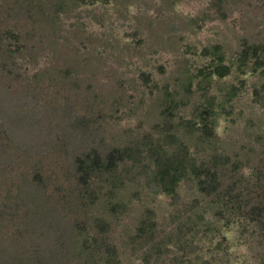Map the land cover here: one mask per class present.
I'll return each mask as SVG.
<instances>
[{"label": "rangeland", "instance_id": "rangeland-1", "mask_svg": "<svg viewBox=\"0 0 264 264\" xmlns=\"http://www.w3.org/2000/svg\"><path fill=\"white\" fill-rule=\"evenodd\" d=\"M250 44L264 45V0H0V264H97L106 251L117 264H264V230L242 218L264 204V107L251 93L264 73L235 68ZM213 45L232 65L222 78L205 74ZM209 102L205 140L194 122ZM171 139L197 162L236 165L217 170L212 209L238 218L213 259L198 242L183 256L196 239H183V212L210 199L190 181L173 196L131 185L117 213L77 185V156ZM77 238L91 242L82 254Z\"/></svg>", "mask_w": 264, "mask_h": 264}, {"label": "trees", "instance_id": "trees-1", "mask_svg": "<svg viewBox=\"0 0 264 264\" xmlns=\"http://www.w3.org/2000/svg\"><path fill=\"white\" fill-rule=\"evenodd\" d=\"M203 52L204 55L213 58L205 73L206 76L222 78L229 74L232 65L224 63V58L218 46L213 45L210 49H203ZM235 68L239 73H243V69H247L249 72L264 73V45L250 44L242 47ZM251 93L253 102L264 107V83L259 88L252 89ZM213 105V102H209L206 107L195 114L194 127L195 125L196 127L194 130L199 131L200 136L205 140L212 137L213 128L215 127L217 115ZM215 107L221 108L222 104ZM169 136L174 139L173 135ZM173 139L162 144L158 143L155 146L148 143L144 144L142 148L136 146L134 149L114 147L103 155L90 152L77 156L73 160L76 182L81 187L84 195L90 196L91 199L97 200L100 195H104L106 199L104 201L105 210L108 213H117L125 209V204H122L124 202L121 200L123 196L120 193L131 185L137 188L152 185L156 188L154 193L173 196L180 181H190L199 195L210 199L202 203L195 201L183 212V239L187 236L196 238L188 241L187 244H185L187 240H183V245L185 244L183 256L189 259L191 253L202 250V247L192 245V243L198 242L200 245H207V247H203V255L209 254L208 258L213 259L219 251L225 252L227 247L222 245L221 240H225L229 225L235 222L234 218H238L237 215L234 218L226 217L220 210L212 209V204L217 202L215 199L213 201V198L219 195L218 188L220 185L217 180V170L226 166L230 169L236 168V165L224 154H211L209 159H200L197 162L195 157L189 156L184 147L182 153L179 150L175 151L173 147L175 140ZM171 147L173 148L170 149ZM128 162H130V167H128L127 173L134 166L139 165V173H144L143 175H146L145 177H148V180L143 183L136 181L134 184V180L137 178L128 179L124 177L126 176L124 164ZM138 192V190H135L133 193L138 194ZM111 198L115 200L111 201ZM249 211L251 215L247 217L243 215L242 218L249 222H255L257 228L263 231L264 204L257 203ZM96 221L98 226L105 223L102 218ZM146 227H149L148 224L141 223V228L146 229ZM84 232V236H88L87 231ZM94 234L97 233L94 232ZM91 240L96 245V239ZM90 244L91 242L87 239L79 242V238H77L74 240L73 245H75V251L82 254ZM152 246L154 248V245ZM111 253H114V251H106V257L99 259L97 264H117Z\"/></svg>", "mask_w": 264, "mask_h": 264}]
</instances>
